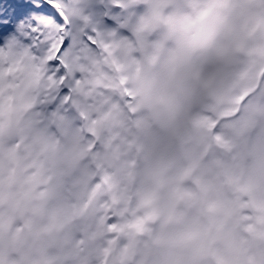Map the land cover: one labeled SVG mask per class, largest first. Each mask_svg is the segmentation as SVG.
<instances>
[{
    "label": "snow or ice",
    "instance_id": "1",
    "mask_svg": "<svg viewBox=\"0 0 264 264\" xmlns=\"http://www.w3.org/2000/svg\"><path fill=\"white\" fill-rule=\"evenodd\" d=\"M102 64L131 119L157 118L139 150L182 157L175 184L158 172L99 236L0 216V264H264V0H0V208L8 158L30 161L36 211L64 200L74 91Z\"/></svg>",
    "mask_w": 264,
    "mask_h": 264
},
{
    "label": "rangeland",
    "instance_id": "2",
    "mask_svg": "<svg viewBox=\"0 0 264 264\" xmlns=\"http://www.w3.org/2000/svg\"><path fill=\"white\" fill-rule=\"evenodd\" d=\"M115 73L108 64L83 70V79L76 86L69 116L76 122L71 137L62 145L65 158L70 161L75 178L65 189L64 200L58 205H49L44 217L31 219L30 212L19 214L0 208L8 224L29 220L34 226H46L55 218L62 217L67 227L65 239L74 233L103 234L104 225L111 215L119 221L124 216L139 212L137 205L142 192L154 187L155 176L162 172L165 184L162 190L174 185L182 164V157L170 154L165 145H154L147 151L137 146L139 128L137 121L156 123L151 111H144L135 120L121 107L117 97L120 93L115 83ZM70 123V122H69ZM61 135L64 130L61 129ZM91 132L89 140L84 134ZM96 144L95 151H91ZM19 162V178L22 189L32 168L29 160L8 158L4 167ZM6 204L10 190L6 188ZM86 211L78 212L81 205ZM19 255L26 252L19 251Z\"/></svg>",
    "mask_w": 264,
    "mask_h": 264
},
{
    "label": "flooded vegetation",
    "instance_id": "3",
    "mask_svg": "<svg viewBox=\"0 0 264 264\" xmlns=\"http://www.w3.org/2000/svg\"><path fill=\"white\" fill-rule=\"evenodd\" d=\"M19 168V162L9 164V169H13L14 171L9 172V179L6 181V188L10 190V194L7 197V204H5L2 210H7L8 212L12 211L15 214H19V217H21V211H28L30 212L31 219H33L38 214L36 209L39 206V201L32 199L28 194L27 189L29 187L27 189H22L19 178ZM5 169L8 170L7 167H5ZM45 212L46 210L41 212V214L39 213V217H44ZM60 226L63 231L67 227L65 222L61 223ZM21 250L22 252L25 251V249H18L17 251L19 252Z\"/></svg>",
    "mask_w": 264,
    "mask_h": 264
}]
</instances>
